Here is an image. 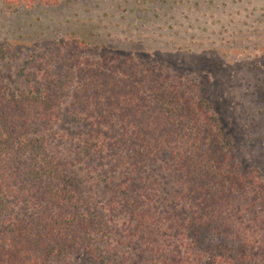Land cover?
<instances>
[{
  "label": "trees",
  "instance_id": "trees-1",
  "mask_svg": "<svg viewBox=\"0 0 264 264\" xmlns=\"http://www.w3.org/2000/svg\"><path fill=\"white\" fill-rule=\"evenodd\" d=\"M81 44L29 60V89L0 71V264H264V176L240 167L196 84ZM68 103L86 126L59 134ZM160 159L172 199L152 175ZM207 227L228 242L203 249Z\"/></svg>",
  "mask_w": 264,
  "mask_h": 264
},
{
  "label": "rangeland",
  "instance_id": "rangeland-1",
  "mask_svg": "<svg viewBox=\"0 0 264 264\" xmlns=\"http://www.w3.org/2000/svg\"><path fill=\"white\" fill-rule=\"evenodd\" d=\"M72 41L94 58L132 56L193 81L240 167L264 176V0H65L33 7L0 0V71L10 88L29 89L27 62ZM82 126L65 104L56 131ZM152 175L174 198L173 167L160 159ZM224 241L212 228L200 233L203 249ZM75 264L96 262L83 254Z\"/></svg>",
  "mask_w": 264,
  "mask_h": 264
}]
</instances>
